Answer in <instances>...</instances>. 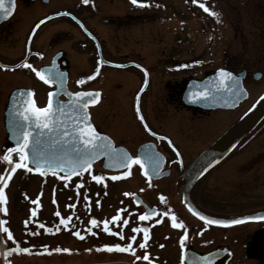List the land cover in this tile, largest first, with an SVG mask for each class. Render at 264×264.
Instances as JSON below:
<instances>
[{
    "label": "flooded vegetation",
    "instance_id": "1",
    "mask_svg": "<svg viewBox=\"0 0 264 264\" xmlns=\"http://www.w3.org/2000/svg\"><path fill=\"white\" fill-rule=\"evenodd\" d=\"M237 1L201 0L210 11L218 13V16H213L199 7V4H193L191 0H148L145 6L133 5L131 0H88L87 3H84V0H5L4 9H0V14L9 10L12 2L15 7L10 16L0 19V71L14 75L24 67L25 61L32 65V68L24 67L26 70L33 71V68L38 70L40 66L49 65L54 55H60L56 63L58 65L61 61L65 63L60 69L67 70L68 82L70 69L66 55L74 54L79 56V59L86 60L87 72L84 71L81 77H76L77 87L74 90L81 89L82 84L77 83L78 80L90 82L100 77L106 63L116 66V63L110 60V55L124 56L132 53V47L139 40L137 38L139 25L152 18L140 20L144 13L148 14L149 11L152 16L158 8L171 6L182 8L187 12H199L203 23L200 30L207 36L206 42L210 40L211 43L214 41L217 44L228 31L226 26L223 28V20L237 24ZM252 3H255L258 9L255 14V33L264 37V0H252ZM179 12L182 11L175 10L173 16H179ZM181 30L182 34L187 31L185 28ZM234 33L237 34V30L234 29ZM175 42L172 46L161 48L160 60L166 62L167 66L170 62L172 64L169 67L164 66L169 70H183L185 67H190V64L196 65V58L182 60L180 57L187 54L184 50L186 36H177ZM118 66H123V62H119ZM226 69L235 71L231 67ZM94 73L96 74L93 75ZM89 76H92V79H87ZM247 76L246 70L244 80ZM179 81L176 82L179 86L178 89L174 88L175 93H168L165 96L168 105L172 104L173 100L182 104L181 95L185 80ZM241 104L234 109L222 110L237 111ZM248 106L232 116L226 114L225 117L219 118V123L224 120L228 124L224 133ZM183 108L193 115L192 118L195 119L197 116L201 120L208 118L213 111L183 106L175 110ZM133 113L135 111L131 108L129 115H125V125L135 118L136 115ZM146 113L155 121L151 128L145 125V129L142 127L144 139L135 146L134 150L123 143H115L123 145L131 156H138L139 148L145 144L141 151L139 150L141 160L144 162L143 170L139 164H132L131 168L121 170H109L103 167L101 159L92 163L90 173L87 170L81 175L71 176L67 182L61 179L67 175L53 174V172L41 175L40 172H29L25 169L13 180L11 188L5 193L6 202L9 199L10 206L6 207L8 211L5 212L3 219L6 222L4 227L12 233V238L9 239L6 232L0 231V264H30L33 261L45 264L43 257L34 252L37 247L50 250L58 247L71 249L72 257L77 255L79 248H85L87 261L81 264H206L205 258L210 264H264V220H247L229 226L206 225L183 204L180 196L183 178L187 177L195 164L208 151L209 146L201 148V140L208 136V131L199 128H182L175 132L164 133L161 131L164 129L162 120L164 116L161 119L157 116L159 111L150 108L146 109ZM97 115L101 116L99 123L90 113L97 130L106 133L108 130L104 128V124L117 129L116 121L104 119L100 112H97ZM222 133L221 135L224 134ZM106 134L109 135L108 132ZM245 144L252 145L247 149L246 155H252L254 152L257 156L246 160V174L240 176L236 170L237 156L238 151ZM259 148H264V116L225 159L200 179L192 195L193 202L206 211L222 214L206 206L200 197L207 193L212 195L220 193L221 191L215 190L214 185L219 186L224 179L230 186L226 191L230 190L232 195L233 210L229 215L238 216L264 210V156L262 152L261 155L256 152ZM149 156H152L151 160ZM157 159L160 167L153 170L156 176L145 175V163H149L151 168H154ZM232 161L234 164L230 166ZM222 166L226 168L223 170ZM132 168L138 169L141 173L138 176L140 181L137 191L127 190V182L131 175L121 176V173L129 172ZM92 175H102L104 179L97 183L91 179ZM113 175L121 178L112 180ZM36 176L41 180H34ZM78 182L82 185L79 188H77ZM29 187H37L33 194L36 189L38 194L31 195ZM85 195L88 196L87 200ZM161 196L164 197L163 201L160 199ZM37 198H39V206L33 203ZM152 208L156 209V215L149 220L141 221L139 215L149 212ZM33 209L36 210L34 216ZM118 209H122L120 219L109 223L112 231L105 232L101 222L111 221ZM57 212L59 216L56 215ZM166 212L169 215H164ZM173 214L177 222L183 221L187 229L183 248L180 238L185 235V228L172 226ZM68 217L71 219L68 220ZM62 218L67 220V227L60 223ZM93 218L97 221L96 225L89 223ZM125 219L128 220L127 224H124ZM158 219L159 223L156 222ZM0 220H2L1 216ZM26 220L27 224H25ZM45 228L50 231H45ZM133 228H147L148 239L144 240L143 231L133 232ZM76 232L80 235L77 236ZM117 232H122L123 238L116 235ZM131 236H135L136 239L130 241ZM141 242L146 243L147 246L141 248ZM128 243L132 244L134 253L115 249L108 251L103 247L115 244L124 246ZM17 247L28 248L29 251H9ZM145 253L149 257L147 260L143 259Z\"/></svg>",
    "mask_w": 264,
    "mask_h": 264
},
{
    "label": "rangeland",
    "instance_id": "2",
    "mask_svg": "<svg viewBox=\"0 0 264 264\" xmlns=\"http://www.w3.org/2000/svg\"><path fill=\"white\" fill-rule=\"evenodd\" d=\"M255 3L253 4L252 0L237 1V24L236 22L228 23L223 20V28L226 26L228 31L223 34V37H221V40L218 41L217 44H215L214 41L211 43L210 40L206 42L207 36L203 35L200 30L203 23L199 12H187L186 10H182V8L179 9L171 6L168 8H158L157 12L153 13L152 16L149 11L148 14L144 13L140 20H145V18L147 19L149 17L152 18L150 21L139 25L137 30V38H139V40L138 43L132 47V53L124 56L110 55V60L115 62L116 66H110L106 63L102 68L100 77L90 82L84 81L81 85V87L85 89L95 88L101 91L99 103L95 107L89 108V112L92 113V118L94 117L99 123L101 116H98L97 112H100L105 117L104 119L116 121L117 129H112L108 127L107 124H104V128L108 130L106 133L108 132L115 143H123L126 147L134 150L135 146L144 139L142 127L144 128V125H147L148 128H151L153 125L152 123L155 121L154 119H150L149 114L146 113V109L150 108L155 111L158 110L159 113L157 116L161 119L164 116L162 119L164 129L161 130L164 133H169V131L175 132L182 128L203 129L208 131V136L205 139L202 138L201 148L205 146L211 147L218 141L217 139L228 125L224 120L219 123V118L225 117L226 114L230 116L236 114L235 112L248 106L255 96L264 88V53H262L264 51V37L260 36L259 33H255L254 30V26H256L255 14L258 11L255 7ZM175 10H181L182 12H179V16H173L175 15L173 13ZM232 27L237 30V34L234 33ZM181 28L187 30L185 34H182ZM177 36H186L187 41L184 48L187 54L180 56L181 59L187 60L196 58V61H199V63H196V65L190 64V67H185L183 70H169L166 67L172 66L171 62L169 66H167L168 64L165 65L166 62L160 60L161 48L174 45ZM180 46L183 45L180 44ZM78 57L79 56L74 54L66 55L70 69L68 86L71 90L77 87L76 77H81L83 72L87 69L86 60H81ZM119 62H123V66L119 67ZM153 65L156 66L153 67ZM218 67H231L235 71L246 68L248 72V76L244 80V87L248 90V96L237 111L225 112V110L217 109L213 110L208 118L201 120L197 118V116H195V119L192 118L193 115L185 108L178 111L175 110V108L178 107H186L183 104H179L180 102L177 100H173L172 104H167V97L165 96L168 95V93H175L173 92L174 88L178 89L177 86H179V83L176 82H180L179 80L182 79L185 80L186 83L187 80L191 78H202ZM86 72L87 71H85V73ZM255 72H260L261 74L257 79L253 77ZM145 73H147V75H145ZM18 86L29 87L33 92V99L36 106L41 108L47 105L48 93L52 88V85L42 81L36 75L35 71L26 70L24 67H21L20 71L16 72L14 75L5 71H0V145H3L5 142L6 136L2 123L6 98L10 91ZM137 107H139L140 115L143 116V121H141L140 115L137 114ZM131 108L135 111L133 114L136 116L125 125L124 117L125 115H129ZM252 143L253 142H251V144ZM248 144H245L243 148L238 151V166L236 165V170L237 174L240 176L246 174V160L256 155L254 152H252V155H246L247 149L252 146H247ZM256 152L260 155L262 152L264 156V148H259ZM233 164L234 161L229 165L232 166ZM225 168L226 166L221 167L223 170ZM11 170H6V168L0 164V175H5L6 179V172H11ZM23 170L24 168H17L16 171L12 173L11 178L8 179L7 185L4 186V194L8 188H11L13 180L23 173ZM129 172L131 178L129 182H127V190L137 191L138 182L140 181L138 176H140L141 173L136 168L130 169ZM217 176L218 173L216 177ZM34 180L40 181L41 178L36 176ZM215 183L218 182L215 181ZM220 183L219 186L214 185L215 190L221 191L220 193L216 195L207 193L208 195L205 194L203 197H200V200L203 201L204 204L206 203V206L210 209L214 208L216 212L229 215L233 210L232 195L230 194V190H226L230 189V186L225 183L224 179L222 184ZM210 186L213 188L212 185ZM35 188L29 187L31 195L38 194L37 189L35 194H33ZM9 206V199L6 204L0 205V207L4 208ZM0 214L3 220L5 211H0ZM16 222L18 224V219ZM54 250L55 249L50 250L48 248L42 249L37 247L34 249V252L43 257V262L45 264H81L87 261L85 258V248H79L77 255L74 257L71 256V253H73L71 249L67 252ZM39 263V261L30 262V264Z\"/></svg>",
    "mask_w": 264,
    "mask_h": 264
},
{
    "label": "snow or ice",
    "instance_id": "3",
    "mask_svg": "<svg viewBox=\"0 0 264 264\" xmlns=\"http://www.w3.org/2000/svg\"><path fill=\"white\" fill-rule=\"evenodd\" d=\"M88 0H84V3H87ZM193 4H199V7L204 9L205 12H209V14L213 16H218V13L210 11V9L201 2V0H191ZM133 5L145 6L148 4V0H131ZM5 0H0V9H4ZM15 4L13 2L12 9L5 10L2 14H0V19H5L12 14V10H14ZM43 23V21H41ZM199 63V61H196ZM24 67L32 68L31 64H28L26 61L23 64ZM6 67V66H4ZM179 67H185V65H179ZM36 75L45 83L53 84L58 83L59 89L61 91H65L66 95H68L71 99L68 101H59L54 100L53 97L56 95L55 92L48 93V103L45 107H37L34 99H31L33 96V92L29 90L27 92V98L23 105L17 107L15 109L14 119L12 121V131L14 138L16 139L15 147L9 148L7 153L2 157V159L12 162V153H18L20 157V161L13 164L11 172H6L7 179L5 175H0V205L6 203V197L4 194V186L7 185L8 179L11 178L12 173L16 171L17 168H24L26 171L32 172H40L41 175L46 174L44 170V166L46 165L48 169H51L53 166L57 168H63L65 171L69 172L72 175L77 174L76 170H88L91 172V162L92 160L98 158L99 156H106L111 161H113L112 166L116 167H124L125 163H127V167L131 168L132 164H139L141 169L144 168V162L141 160L140 156H130L123 149H116L112 146V141L109 137L103 135L98 132L96 128L90 121V115L88 112L89 105L95 104L100 99V93L98 91H78V92H66L64 89V81H63V73H53L52 69H48L49 75H44L45 69H34ZM99 71V65L97 66V72ZM94 73L93 75H95ZM147 75V73H145ZM218 75L221 78L220 83L223 84L224 80H233V75L231 72L226 71L225 69H220L218 71ZM87 79H92V76L87 77ZM77 83L82 84L84 80H78ZM238 84V81L236 82ZM229 91H238L236 85L229 89ZM23 96V93H21ZM202 96H208L209 93L204 92L201 93ZM191 99H195V96H191ZM19 104V101L17 102ZM137 114L139 113V107H137ZM141 121H143V116L140 115ZM147 127V125H145ZM150 131V129H149ZM153 135H156L153 133ZM44 137H53L51 139V143L48 145L49 148L55 150L61 145L68 146L67 151L64 152V155L68 157L67 160L58 159L53 154L46 156L44 151L39 147L42 143H44ZM166 139V138H165ZM170 143V141H169ZM235 147V146H234ZM29 149H31V161L35 167H29ZM149 160L152 159V156L148 157ZM215 163V161H213ZM156 166L159 167V159L156 160ZM211 167V164L209 165ZM207 171V169H205ZM55 174V173H53ZM80 174H83L81 172ZM202 174V173H201ZM130 175V172L121 173V176ZM147 175V172H145ZM71 176H63L61 179L69 180ZM121 177L113 175L111 177L112 180L119 179ZM91 179L100 183L103 181L104 177L102 175H92ZM81 183H77V188L81 187ZM125 195H133L131 193H125ZM88 199V196L85 195V200ZM161 201L164 200V197H160ZM34 204L39 206V198L33 201ZM139 203V201H137ZM97 205H99V201H97ZM69 207H75V205H69ZM0 211H7L6 208L0 207ZM122 209L117 210V214L111 218V221L104 220L103 223L104 231L111 232L112 230L109 228V223L114 222L120 219V212ZM170 211V210H169ZM36 214V210H32V215ZM59 216V212L56 213ZM156 215V209L152 208L149 212H145L139 215V219L149 220L152 216ZM164 215H169V213H164ZM199 215V213H197ZM71 217H68L70 220ZM200 219L204 220L207 224H238L242 223L243 220H264V216H245L243 220H211L203 215H200ZM157 223L160 222L158 219ZM5 221L0 220V231L6 232L8 234L9 239L12 238V233L8 228L4 227ZM28 221H25L27 224ZM61 224H64L67 227V220L62 218L60 220ZM90 224L96 225L97 221L95 218L89 221ZM128 220H124V224H127ZM172 226L176 228H185L183 221L177 222L174 214L172 215ZM59 230L58 228L56 229ZM45 231H50V229L45 228ZM91 231V229H89ZM143 231L144 232V240L148 239V229L147 228H133V232ZM77 236L80 235L79 232L75 233ZM118 236L123 238L122 232L115 233ZM83 238V237H81ZM187 238V229L185 228V235L181 236V247L183 248V242ZM136 239L135 236L129 237L130 241H134ZM147 245L144 242H141L140 247L145 248ZM108 251H112L113 249L119 251H131L135 252V249L132 247L131 243L127 245H104ZM9 251H20V252H28V248H15L10 249ZM54 251H69V249H60L57 248ZM148 254L145 253L143 259L147 260ZM137 259H141V257H137ZM183 260V257L181 258ZM206 264H210L205 258Z\"/></svg>",
    "mask_w": 264,
    "mask_h": 264
},
{
    "label": "water",
    "instance_id": "4",
    "mask_svg": "<svg viewBox=\"0 0 264 264\" xmlns=\"http://www.w3.org/2000/svg\"><path fill=\"white\" fill-rule=\"evenodd\" d=\"M12 4L13 2L10 5V9H12ZM59 57L60 55H54L49 65L40 66L38 70L45 69L44 75L46 76L49 75L47 71L48 69H52L53 73H63L64 89L68 93L78 92V91H85V92L98 91L101 96V91L99 89H87V90H76V91L69 90L67 85V70L60 69L62 66H64L65 63L63 61H61L60 65L56 63ZM220 69H225V68L222 67L216 68L213 72L208 73L207 75L203 76L200 79L191 78L187 80L181 95V101L183 105H185L186 107H197L207 111L214 109H221V108L233 109L237 107V105L240 102L245 100L248 94L247 90L243 86V79L245 77L246 71L240 70L238 72H233L228 69H225L226 71L232 73L234 79L224 80L223 84H221L220 83L221 78L218 75V71ZM259 76H260L259 72H255L253 74L254 79L259 78ZM237 81L238 84L236 83ZM53 84H54V89H52L50 92L56 93V95L53 97L54 100L68 101L69 99H71L68 95H66L65 91H61L59 89L58 83H53ZM234 85H236L238 91L236 92L229 91V89L232 88ZM29 90L31 89L26 87H16L13 90H11V92L7 97L6 105L3 111V126L6 132V137H5L6 142L0 148L2 151L5 150L9 145H11L12 147H15L16 145V139L14 138L12 131V121L14 119L15 109L17 107L22 106L24 101L28 99L27 92ZM204 92L209 93V95L208 96L200 95L201 93ZM21 93H23V96L21 95ZM191 96H195V99H191L190 98ZM31 99H33V96ZM18 101L19 104L17 103ZM95 104L89 105V107ZM88 112H89V108H88ZM263 116H264V90L249 105V107L233 122V124L227 129V131L217 139L218 141L214 143L211 147H209L206 154L195 164V166L192 168V170L187 175V177L183 178V184L181 186L180 196L182 198L184 206L194 216L200 219V215H203L211 220H223V221L243 220V217L245 216H264V210L256 211V212H247L238 216L212 214L200 208L192 200L194 189L196 188L200 179L206 174V172H208L211 168L217 166L223 159H225L226 156L242 142V140L246 137V135L250 133V131L256 126V124L260 121V119ZM93 126L95 127L94 124ZM97 131L109 137L106 133L99 130ZM52 138L53 137H44L43 138L44 143L39 145V147L44 151L46 156L53 154L54 151V155L56 156V158L67 160L68 157L64 155V152L67 151L68 146L61 145V147L53 150L48 147V145L51 143ZM111 141H112V146L114 148L123 149L130 155L129 151L123 145L120 144L116 145L112 139ZM143 146H145V144L141 145V147L139 148L140 151L143 148ZM139 150H138V156H140ZM28 151H29L28 164L30 167H35V165H33L31 161V149H29ZM101 159L103 161V167L109 170L116 171V170L125 169L127 167V163H125L124 167L112 166L113 161H111L106 156H99L98 158L92 160L91 165L93 162ZM213 161H215V163H213ZM210 164L211 167H209ZM145 167H146L145 172H147V175L151 177H155L156 174L154 171L157 170L160 167V165L158 168L157 166L151 168L150 164L146 162ZM205 169H207V171H205ZM42 170L47 172H56L63 175H72L69 172L65 171L63 168H57L55 166H53L51 169H48L47 166L45 165ZM85 171L86 169L85 170L77 169L76 170L77 174L75 175H80L81 172L84 173ZM197 213H199V215H197ZM201 221L205 222L204 220ZM244 221L247 220H243V222ZM212 225L229 226L232 224H227V225L212 224Z\"/></svg>",
    "mask_w": 264,
    "mask_h": 264
},
{
    "label": "bare ground",
    "instance_id": "5",
    "mask_svg": "<svg viewBox=\"0 0 264 264\" xmlns=\"http://www.w3.org/2000/svg\"><path fill=\"white\" fill-rule=\"evenodd\" d=\"M197 205V204H196Z\"/></svg>",
    "mask_w": 264,
    "mask_h": 264
}]
</instances>
